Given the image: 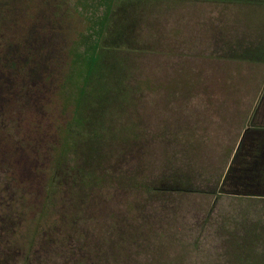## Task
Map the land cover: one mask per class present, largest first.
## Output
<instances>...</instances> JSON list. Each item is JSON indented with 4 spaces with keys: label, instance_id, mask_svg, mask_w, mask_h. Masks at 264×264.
<instances>
[{
    "label": "rangeland",
    "instance_id": "374dc122",
    "mask_svg": "<svg viewBox=\"0 0 264 264\" xmlns=\"http://www.w3.org/2000/svg\"><path fill=\"white\" fill-rule=\"evenodd\" d=\"M149 1L0 0V152L14 153L9 163L0 157V257L12 251L3 264H21L17 242L36 218V213H28L29 207L42 195L39 235L43 241L48 239L42 234L59 219L63 190L79 178L71 140L53 172L66 128L71 130L70 138L85 142L84 146L93 142L94 130H103V138L119 145V136L135 132L137 125L131 121L120 130L134 119L133 114L149 131L147 141L137 157L126 159L125 166L115 158L110 167L133 169L149 185L186 178L194 191L167 200L150 198L138 207V221L152 222L151 237L139 239L142 246L134 263L152 257V264H226L224 241L235 222L264 224V200L217 193L230 168L228 191L264 194V163L258 164L259 157L245 145L234 153L242 131L234 124L233 105L244 103V94L215 85L213 29L196 27L200 14L209 15L210 0L185 5L177 0ZM181 7L185 21L179 16ZM87 76L92 84H100L96 88L110 89V98L120 88V95L129 86L142 88L137 92H143L142 98L138 102L135 98L134 104L139 107L120 112L112 107L113 99L105 98L102 115H94L91 108L97 102L78 99ZM115 112L117 117L109 119ZM95 121L103 123L102 129ZM108 122L114 126V138L106 132ZM155 129L168 134L154 140L150 131ZM10 168L18 173L16 183L6 178ZM52 174L55 193L47 195ZM111 199L101 205L103 211L122 207L128 197L118 194ZM92 228L97 233V226ZM93 230L83 238L77 235L54 254L51 242H44L50 254L44 264H95L88 261L96 254L88 246ZM112 235L115 232L107 237ZM120 243L114 251H98L99 256H94L100 257L98 263L119 264ZM149 245L159 250L150 254Z\"/></svg>",
    "mask_w": 264,
    "mask_h": 264
},
{
    "label": "trees",
    "instance_id": "16d2710c",
    "mask_svg": "<svg viewBox=\"0 0 264 264\" xmlns=\"http://www.w3.org/2000/svg\"><path fill=\"white\" fill-rule=\"evenodd\" d=\"M90 77L92 76L90 75ZM90 77H85L81 84L80 96L78 98L80 101L79 103L92 98L97 104L91 108V112L96 116H100L104 108V99L110 98L111 90L107 89L104 91L99 89V87L96 88V86H100V84H92ZM110 81L112 82L113 80ZM140 89L144 91L142 88H133L129 86L127 91L123 93L125 96L120 95L123 89H118L117 95L115 94L113 98H110L113 99L111 101L113 102L112 107L118 108L120 112L131 111L134 110L135 107H139L138 104L137 106H134V104L136 103L135 98L137 102L138 98H142L141 94L143 92L139 95L137 93ZM112 92L114 93V91ZM79 103L75 106L76 111L80 108ZM117 114L118 113L115 112L109 119L111 117L116 118ZM133 116L134 119L129 120L126 126L120 127V130L123 131L126 129L128 123L131 121L130 123L132 126L137 125L135 132L124 134L121 137L119 136V145L116 144L112 138H103V133H101L103 130H99L100 128L102 129L103 123L100 121H95V124H97L99 128L97 129L99 132L95 130L91 132L92 139L90 141L93 140V142L88 146H84L85 142H78L72 137L70 138L71 130L68 127L66 128L67 133L64 138L65 142L63 143V148L58 153V160L65 156L66 150L64 149L69 144L68 142L72 140L74 149L73 155L78 161L77 172L79 173V178L75 180L74 188L67 186V188L63 190L65 201L62 203L59 219L57 223L54 224L52 233L44 236L48 239H45L43 244L44 242L47 244L49 240L52 244L51 251L53 254L55 249L63 247L66 243L68 245L71 244V241L75 239L77 235L82 238L86 237V231L90 229L92 231L94 229L92 227L97 226V233L96 229H94L93 239L88 245L93 248L92 250L95 251L96 254L90 255L89 262L101 264L98 263V259L99 262H101L100 257H94L99 256L98 251L100 252L103 248L104 250L114 251L117 247V242L119 243L121 240L122 256L119 264H137V262L134 263L133 260L136 256V251L142 246V243H139V239L148 234L149 237H151L150 227L152 223L151 221H138V214L141 212L138 207L144 205L150 198L157 197L162 200H167L172 199L173 195L182 196L194 192L186 185L187 183L185 182L188 181L186 178H172V183L166 185H162V183H160V185H149L145 181H142V178H140L133 169L123 170L119 168L115 170L110 167V161L115 158L125 166L126 159H129L131 156L137 157V151H140L143 148H141V146L147 141V133L149 131L141 124V118H138L135 114H133ZM113 120L115 119H111L110 121ZM106 129L107 134L114 138V135H116L114 126L108 122ZM150 133H152L154 140L162 138L163 136L165 137L168 134L162 129H155L154 131H150ZM240 145L241 144L236 148V153L239 151ZM60 155L62 156L60 157ZM262 161H264V158L259 157L258 164H262ZM229 170L230 168L227 173H224L220 181L217 192L218 195L244 198L250 197L264 200V194L249 195L235 193L230 190L228 191L227 180ZM169 179H165V182ZM107 191L108 193H106ZM261 191L264 193V188L261 189ZM118 194L123 195L124 198L128 197V200L122 204V207L119 204L116 210L108 208L103 211L101 205L104 203L109 204L112 200L111 198ZM138 200H140V203L137 202ZM117 213L120 214L121 217ZM121 222L123 224H121ZM126 222H129L131 226L125 225ZM111 232H115V236L112 235L111 238H108L107 235H110ZM224 243L228 246L226 251L228 261H226V264H264L263 223L252 221L235 222L234 228L229 231ZM43 246L44 245H42V264H44L47 255H50L47 254L49 252H47L48 250L45 251ZM73 246L74 245H71L70 247ZM149 247L150 248L147 250L150 251V254L151 252L153 253L159 250L158 247L155 249L152 248L151 245H149ZM153 257L155 259V255H153ZM150 258L151 259L141 264H152V257ZM112 263L115 264L114 261H112ZM106 264H110V260H106Z\"/></svg>",
    "mask_w": 264,
    "mask_h": 264
},
{
    "label": "crops",
    "instance_id": "0c3cea01",
    "mask_svg": "<svg viewBox=\"0 0 264 264\" xmlns=\"http://www.w3.org/2000/svg\"><path fill=\"white\" fill-rule=\"evenodd\" d=\"M150 1L158 4L164 0ZM201 1L177 0V3L185 5ZM210 4L209 15L200 14L201 22L196 27L213 29L211 50L217 53V56H211L216 59L215 85L244 94V103L235 101L233 105L237 115L234 124L242 131L234 153L242 144L250 154L264 158V0H210ZM181 12L184 14L179 16L185 21L182 7ZM224 31L225 35H220ZM248 93L252 95L247 96Z\"/></svg>",
    "mask_w": 264,
    "mask_h": 264
},
{
    "label": "flooded vegetation",
    "instance_id": "af4514ba",
    "mask_svg": "<svg viewBox=\"0 0 264 264\" xmlns=\"http://www.w3.org/2000/svg\"><path fill=\"white\" fill-rule=\"evenodd\" d=\"M71 143L73 145L72 140H71ZM73 151H74V149H73ZM13 154L14 153H4L3 154V152H0V157L2 158L3 161L9 163ZM54 159H55L56 164L54 165L55 169L53 172L55 173V170H57V168H58L57 165L59 162L58 153L54 156ZM54 177H55V175L52 174V177H51L50 182H49L50 183L49 186L51 188L49 190V186H48L49 191L47 192V195H51V194L53 195V193H55V189L52 188V185L54 182ZM6 178L8 180L15 182V183L17 180H20L18 173L16 172V170L14 168H10L7 170ZM74 184H75V180L68 186L73 187ZM48 193H50V194H48ZM34 196H35V194H34ZM34 200H35V197H34ZM42 205H43V199H42V195H41L40 198H38L35 201V203L31 207H29V212H28L29 214L32 215V214L36 213V218H35V221L33 222V225H31L30 227H28L27 229H25L21 233L20 239L17 242V246L15 245L16 247H18V252L20 253V255H22L21 264H42L43 238L42 237L40 238V235H39V229L41 227L40 224H41V219H42ZM26 216H27V214H26ZM52 229H53V226L47 228L42 235H44V236L50 235L52 233ZM11 252H8L7 256L5 258L0 257V264L2 262L8 261Z\"/></svg>",
    "mask_w": 264,
    "mask_h": 264
}]
</instances>
